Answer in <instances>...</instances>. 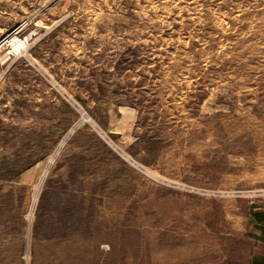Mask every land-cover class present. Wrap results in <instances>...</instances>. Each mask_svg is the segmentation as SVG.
Listing matches in <instances>:
<instances>
[{"label": "rangeland", "instance_id": "obj_1", "mask_svg": "<svg viewBox=\"0 0 264 264\" xmlns=\"http://www.w3.org/2000/svg\"><path fill=\"white\" fill-rule=\"evenodd\" d=\"M262 212L264 0H0V264H251Z\"/></svg>", "mask_w": 264, "mask_h": 264}, {"label": "crops", "instance_id": "obj_2", "mask_svg": "<svg viewBox=\"0 0 264 264\" xmlns=\"http://www.w3.org/2000/svg\"><path fill=\"white\" fill-rule=\"evenodd\" d=\"M259 224L264 225V223ZM251 264H264V239H260L257 253L253 255Z\"/></svg>", "mask_w": 264, "mask_h": 264}, {"label": "bare ground", "instance_id": "obj_3", "mask_svg": "<svg viewBox=\"0 0 264 264\" xmlns=\"http://www.w3.org/2000/svg\"><path fill=\"white\" fill-rule=\"evenodd\" d=\"M16 40H18L16 39V35L12 34V35L7 36L5 39H3L2 43L5 42L8 45H12L13 47L20 49L22 45L20 44V42Z\"/></svg>", "mask_w": 264, "mask_h": 264}, {"label": "trees", "instance_id": "obj_4", "mask_svg": "<svg viewBox=\"0 0 264 264\" xmlns=\"http://www.w3.org/2000/svg\"><path fill=\"white\" fill-rule=\"evenodd\" d=\"M254 217L256 219L257 222L259 223H264V212L262 213H255Z\"/></svg>", "mask_w": 264, "mask_h": 264}]
</instances>
